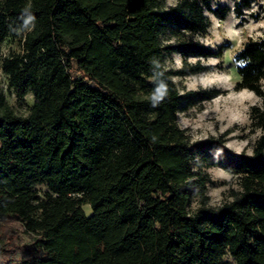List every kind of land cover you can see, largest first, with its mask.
Masks as SVG:
<instances>
[{
    "label": "trees",
    "instance_id": "trees-1",
    "mask_svg": "<svg viewBox=\"0 0 264 264\" xmlns=\"http://www.w3.org/2000/svg\"><path fill=\"white\" fill-rule=\"evenodd\" d=\"M250 2H236L239 20ZM228 10L212 0H0L1 68L34 97L21 114L0 95V220L28 240L9 244V264H264V34L234 55L235 89L261 98L250 110L251 153L221 137L191 139L178 112L217 91L181 93L164 65L174 51L221 56L224 44L164 38L203 32L204 11L224 19ZM7 39L20 49L2 56ZM203 165L237 177L218 206L195 169Z\"/></svg>",
    "mask_w": 264,
    "mask_h": 264
},
{
    "label": "rangeland",
    "instance_id": "rangeland-1",
    "mask_svg": "<svg viewBox=\"0 0 264 264\" xmlns=\"http://www.w3.org/2000/svg\"><path fill=\"white\" fill-rule=\"evenodd\" d=\"M237 1L239 0H212L213 5L218 3L227 6L229 10L224 19L204 11L208 25L203 32L191 33L175 28L174 32H169L164 38L168 43H174L179 39H192L212 50L224 44L227 47L221 56H183L174 51L165 55L164 65L173 72L172 79L181 93L217 91L209 99L191 98L178 112L177 123L187 131L191 139L221 137L225 147L233 153H251L253 141L259 131L253 129L251 125L250 110L251 107L261 104V98L251 90L235 89L238 75L234 55L248 38L257 39L264 34V0H251L249 6H242L244 17L241 20L233 10ZM178 2L179 0H164V5L171 7ZM251 14L257 17L254 18ZM19 49L20 46L16 41L7 39L2 46V56ZM197 63L205 66L206 69L194 74L176 73ZM0 95H3L6 102L21 114L26 113L34 101L31 92L21 97L18 90L9 85V79L1 65ZM195 169L208 179L207 194L212 206H218L230 199L231 190L238 188L237 177L221 165H203ZM84 208L87 213L90 212L88 205ZM26 243H28L27 237L14 221L0 220V254L7 264H9V244L22 246ZM224 264H235V262L232 258L225 257Z\"/></svg>",
    "mask_w": 264,
    "mask_h": 264
},
{
    "label": "clouds",
    "instance_id": "clouds-1",
    "mask_svg": "<svg viewBox=\"0 0 264 264\" xmlns=\"http://www.w3.org/2000/svg\"><path fill=\"white\" fill-rule=\"evenodd\" d=\"M27 10L28 7H25L24 11L26 12ZM34 21L35 17L33 15L25 16L23 19V27L31 31V29L34 27ZM165 92L166 86L163 83H160L151 95L153 105L162 99V97L165 95Z\"/></svg>",
    "mask_w": 264,
    "mask_h": 264
}]
</instances>
